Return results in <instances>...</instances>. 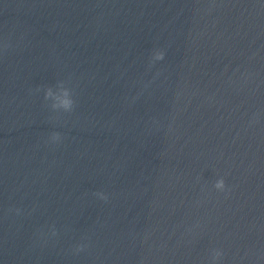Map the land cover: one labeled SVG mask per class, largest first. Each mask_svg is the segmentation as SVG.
<instances>
[{
	"label": "clouds",
	"instance_id": "clouds-1",
	"mask_svg": "<svg viewBox=\"0 0 264 264\" xmlns=\"http://www.w3.org/2000/svg\"><path fill=\"white\" fill-rule=\"evenodd\" d=\"M154 60H162L164 58V53L162 51H158L154 54ZM47 95H51V89H48ZM46 95V98H47ZM62 107L65 111H71L74 106V101L72 99L71 93L68 89H63L62 90V98L60 99V104L59 105H54L53 107ZM53 140H59L60 139V134L59 133H53L52 135ZM217 188L223 189L225 187L224 181L220 180L216 184ZM102 199H107L106 196H104L103 193H97Z\"/></svg>",
	"mask_w": 264,
	"mask_h": 264
}]
</instances>
